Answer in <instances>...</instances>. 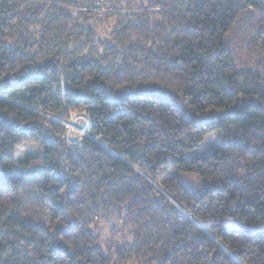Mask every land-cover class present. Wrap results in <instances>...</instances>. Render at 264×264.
I'll return each mask as SVG.
<instances>
[{"label":"clouds","instance_id":"9594fccd","mask_svg":"<svg viewBox=\"0 0 264 264\" xmlns=\"http://www.w3.org/2000/svg\"><path fill=\"white\" fill-rule=\"evenodd\" d=\"M0 41V114L40 121L0 129V264H264L259 130L225 100L264 104V0H0ZM230 47L250 77L217 67ZM45 60L47 86L20 85Z\"/></svg>","mask_w":264,"mask_h":264},{"label":"trees","instance_id":"16d2710c","mask_svg":"<svg viewBox=\"0 0 264 264\" xmlns=\"http://www.w3.org/2000/svg\"><path fill=\"white\" fill-rule=\"evenodd\" d=\"M217 11H220L219 9H217ZM229 9L226 8L222 11V15L221 18H226L229 15ZM235 17H233L234 19ZM85 27H87L89 29V32L91 33L93 31V29L91 28L90 25H86ZM4 42L0 41V46H3ZM25 47H28L27 45ZM9 55L11 56H15L17 53L16 49H12V48H8L7 49ZM189 50L186 49V52H188ZM26 52H21V55H26ZM221 54L222 55H227V56H231L229 51L227 53H225L224 49H221ZM191 59H195V57H190ZM50 67V61L45 60L42 62V66L39 67L36 70V74L34 75L31 71H25L28 69V65H24V68L21 69V71H25V75L24 77L21 78V80L19 81L20 85H31V84H43L45 87L47 86V80L44 76V72L47 68ZM217 67L220 68L225 74H229L231 73L233 76L235 75H239L241 77H250L251 76V70H244V69H235V72L232 71L233 68H235L234 64L232 61H230L229 63H225V64H221L219 62V60L217 61ZM185 70H189L187 68V66H185ZM196 66L193 65V74H196ZM6 79V78H5ZM211 83V80H210ZM13 85H10V87ZM162 86V85H158ZM167 91H171V89H166ZM150 96H153L157 99H159L163 104L167 105V104H171L172 98L171 97H167V96H162L159 92H156L155 90L151 91L150 93H148ZM173 96H177L178 94L173 92L172 93ZM243 99V100H247L246 104H243L241 107H236L235 105L230 103L231 99ZM261 99H264V97H262ZM75 102L79 103L83 100V97L77 93V95L74 97ZM225 100L229 101V106L233 109L232 111L227 112V117L232 121L233 124L236 125H245V130H247V128H251V127H255L259 130L258 134L254 133V135L257 136L258 139L261 140L260 144L254 145L253 149L251 151L250 154L252 155H256V156H264V104L261 103V100L257 99L254 95H249L248 93H245L242 97H232V94L229 92H225ZM120 101L119 97H116L112 100H109V103H118ZM31 102V101H29ZM41 106H43V102H41ZM209 109L211 111L220 113L225 111L222 107H218V108H211V106H209ZM213 116H215V114H212ZM184 117L186 120H192V113L191 112H185L184 113ZM223 118V117H220ZM28 119V124H25V126L23 127H16L13 120L11 118H7L5 115L0 114V129L3 130H14L15 134L17 136L20 137L21 141L23 140H27V139H31L32 138V133H33V129L32 127L29 126V124H39L40 121L38 118H35L31 113L28 115L27 117ZM115 119H120L119 116L115 117ZM211 121V117L209 118V120L207 122ZM42 128L46 129L47 127V122H45L44 124L41 125ZM214 131V129L212 130ZM43 139L46 143H48L49 145H51L53 143V138L48 136L47 132H43ZM3 146L0 145V148H2ZM11 147L13 149L16 148V145L13 144L11 145ZM247 148V146H245ZM13 153H6L7 156H12ZM35 157V155L31 156V157H27V159L31 160ZM216 158L219 159L221 158V154L217 153ZM258 171H260V169H258ZM35 173H33L31 170L25 171L24 173L20 174L19 179L23 182H28L29 180L32 179L33 175ZM157 202L153 201V206H156ZM61 212L60 207H57V211L56 214L59 215ZM9 222L10 223H15L16 222V217L15 215H9ZM25 230H31L34 225L31 221L25 220L23 222V225ZM60 231H64V229H60ZM53 252H55L56 254H62L64 252V249L61 247H57L54 248L52 250Z\"/></svg>","mask_w":264,"mask_h":264},{"label":"rangeland","instance_id":"374dc122","mask_svg":"<svg viewBox=\"0 0 264 264\" xmlns=\"http://www.w3.org/2000/svg\"><path fill=\"white\" fill-rule=\"evenodd\" d=\"M228 51H229L231 56L234 55L236 57L235 60H232L234 66H235L236 60H238L239 62H241L243 64H248L251 56L253 55L254 49L249 50V51L239 50V51L233 53L232 49L230 47ZM236 69L251 70V67L236 68ZM33 155H35V153H31V152L27 153V157H31Z\"/></svg>","mask_w":264,"mask_h":264}]
</instances>
